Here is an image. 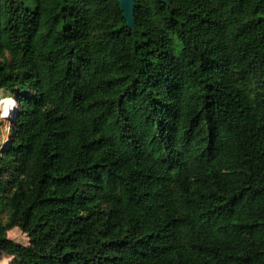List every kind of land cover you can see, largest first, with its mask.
<instances>
[{
  "label": "trees",
  "instance_id": "16d2710c",
  "mask_svg": "<svg viewBox=\"0 0 264 264\" xmlns=\"http://www.w3.org/2000/svg\"><path fill=\"white\" fill-rule=\"evenodd\" d=\"M31 1L0 0L8 264H264V0Z\"/></svg>",
  "mask_w": 264,
  "mask_h": 264
},
{
  "label": "rangeland",
  "instance_id": "374dc122",
  "mask_svg": "<svg viewBox=\"0 0 264 264\" xmlns=\"http://www.w3.org/2000/svg\"><path fill=\"white\" fill-rule=\"evenodd\" d=\"M26 5L29 8H34V4L31 0H24ZM11 98L9 97L8 92L4 90H0V102L4 99ZM13 102L11 103V111L8 113V115H3V110L1 109V117L4 120L1 130H0V150L9 142L10 135H11V129H12V120L15 116V113L17 111L18 103L17 100L12 98ZM8 236L15 240L16 242L22 243V244H28L29 243V237L26 233H24L20 228L16 227L8 231ZM11 260V257L6 255L5 253L0 252V264H8Z\"/></svg>",
  "mask_w": 264,
  "mask_h": 264
},
{
  "label": "water",
  "instance_id": "95a60500",
  "mask_svg": "<svg viewBox=\"0 0 264 264\" xmlns=\"http://www.w3.org/2000/svg\"><path fill=\"white\" fill-rule=\"evenodd\" d=\"M124 18L127 20L130 27H135L134 12H135V0H118ZM165 1V0H161Z\"/></svg>",
  "mask_w": 264,
  "mask_h": 264
},
{
  "label": "bare ground",
  "instance_id": "6f19581e",
  "mask_svg": "<svg viewBox=\"0 0 264 264\" xmlns=\"http://www.w3.org/2000/svg\"><path fill=\"white\" fill-rule=\"evenodd\" d=\"M12 98L4 99L0 102V107L3 110V115L6 116L11 111Z\"/></svg>",
  "mask_w": 264,
  "mask_h": 264
}]
</instances>
